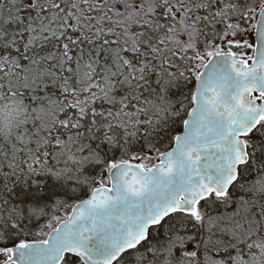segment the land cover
<instances>
[{
    "label": "snow or ice",
    "instance_id": "1",
    "mask_svg": "<svg viewBox=\"0 0 264 264\" xmlns=\"http://www.w3.org/2000/svg\"><path fill=\"white\" fill-rule=\"evenodd\" d=\"M0 264H264V0H0Z\"/></svg>",
    "mask_w": 264,
    "mask_h": 264
}]
</instances>
